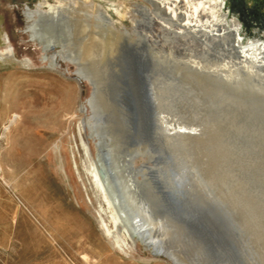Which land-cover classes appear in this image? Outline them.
I'll list each match as a JSON object with an SVG mask.
<instances>
[{
  "label": "rangeland",
  "instance_id": "obj_1",
  "mask_svg": "<svg viewBox=\"0 0 264 264\" xmlns=\"http://www.w3.org/2000/svg\"><path fill=\"white\" fill-rule=\"evenodd\" d=\"M40 1L0 0V52L14 51L0 62V136L12 114L21 116L0 140V264H177L131 239L119 247L101 228L99 213L114 225L90 173L98 141L81 126L92 110L80 111L94 87L77 82V63L49 68L52 53L26 31L25 11ZM91 1L110 16L105 37L119 42L85 65L109 107L129 105L135 130L114 165L130 197L155 219L178 264H264V70L255 64L264 48H244L234 25L247 22L246 39L263 42L264 0ZM87 13L61 16L55 29L72 30L78 17L87 25ZM128 55L143 59L142 76ZM139 143L136 173L129 154ZM168 199L196 225L169 213Z\"/></svg>",
  "mask_w": 264,
  "mask_h": 264
},
{
  "label": "bare ground",
  "instance_id": "obj_2",
  "mask_svg": "<svg viewBox=\"0 0 264 264\" xmlns=\"http://www.w3.org/2000/svg\"><path fill=\"white\" fill-rule=\"evenodd\" d=\"M57 1L58 4H52L49 0H41L36 9L28 8L25 11V17L28 22L26 31L31 34V38L46 53H52L49 57H45V59H49L50 61L49 68L51 70L58 69L61 66V60L72 61L80 66L76 73L77 79L81 81L83 77H86L94 87L93 94L87 101L88 104L85 107H80V111L85 113L87 107H90L92 110L91 116L81 121V126L85 131H90L92 139L98 141V160L97 163L93 162L90 173L94 179L95 186L101 192L110 210L114 228L110 227L102 213H99L100 226L108 237L114 240L119 247H122L121 242L126 244V240L131 239L135 243L141 242L145 247L152 250L155 257H166L178 264V257L172 251L171 247L166 244L165 235L158 229V224L155 219L151 218L152 216L146 210H143L135 204V201L128 193V186L123 184L114 165L117 163L119 149L121 150L127 144L129 132L135 130L134 125L131 122L129 124V105L127 106V103L124 101L121 107L120 105L119 107H113V105L109 107L108 103L105 102L106 100H104L106 93L101 87V79L96 74L90 73L85 65L86 62L99 56H104L109 53L112 54L117 51L118 39L114 40L111 36L105 37V33L109 31L110 16L101 4L91 0H72L78 5L73 4L70 7L64 5L66 0ZM79 11L88 12L87 16L91 21L89 24H82L80 22L81 18L77 16V21H74L75 25L72 30L60 31L55 29V25L59 26L62 21L60 19L61 16L67 14L68 16L65 17L72 18L73 16L79 15ZM234 25L236 27V37L244 48L248 46L255 47L260 44L264 48V41H259V39H246L244 30L248 26L247 22L241 23L238 20ZM103 30H105V33ZM13 52L12 46H9L8 52H0V62L11 58ZM136 57L139 58L138 55ZM139 59L142 62L143 59ZM255 64L261 65L264 70V60H258L256 58ZM7 84L9 89L8 95L10 96L13 89V78ZM152 92L155 95L154 88ZM20 118L21 116L17 113L9 117L0 136V140L9 141L12 134L11 127L18 123ZM171 127L164 121V130L169 136L173 131V127ZM84 144L85 148L89 149L92 154L93 148L91 143L89 142L88 145L84 142ZM139 145L140 143L129 154L131 158L130 164L136 173L143 172V169L135 168L142 153ZM55 149L61 160L62 171L67 172L62 147L56 143ZM188 172L189 164L183 161L181 163L180 175L177 176V181L180 186L186 184ZM165 206L166 209L172 211L174 203L166 202Z\"/></svg>",
  "mask_w": 264,
  "mask_h": 264
},
{
  "label": "water",
  "instance_id": "obj_3",
  "mask_svg": "<svg viewBox=\"0 0 264 264\" xmlns=\"http://www.w3.org/2000/svg\"><path fill=\"white\" fill-rule=\"evenodd\" d=\"M131 57H129V55H128L127 58H126L127 66L129 67V69H131L132 66H136L139 75L142 76L143 73H144V71H145V65H144L143 60L141 62V60L139 58H137V57H132L131 58ZM77 81H79V83H81V81L79 79H77ZM144 96H145V89H144V91H143L140 99L144 100ZM168 202L171 203L170 199H168ZM169 213L174 214V215H178L179 217H181L183 220H185L191 226L196 225L195 221H193L194 220L193 217H191V216H188L187 217L185 215H182V213H178V211H177V209H176L175 206H174V208H173L172 211L169 210ZM197 227L199 228L198 225H197Z\"/></svg>",
  "mask_w": 264,
  "mask_h": 264
}]
</instances>
